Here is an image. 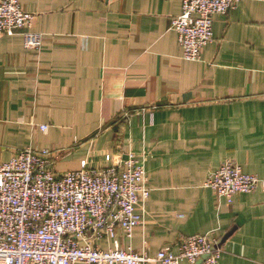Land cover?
Instances as JSON below:
<instances>
[{"label": "crops", "instance_id": "crops-1", "mask_svg": "<svg viewBox=\"0 0 264 264\" xmlns=\"http://www.w3.org/2000/svg\"><path fill=\"white\" fill-rule=\"evenodd\" d=\"M19 2L41 45L0 37V163L48 150L60 175L145 152L150 195L132 237L117 234L120 248L153 259L213 231L215 264H264V0L215 15L197 62L171 29L181 0ZM226 160L260 180L230 205L203 185Z\"/></svg>", "mask_w": 264, "mask_h": 264}, {"label": "built area", "instance_id": "built-area-1", "mask_svg": "<svg viewBox=\"0 0 264 264\" xmlns=\"http://www.w3.org/2000/svg\"><path fill=\"white\" fill-rule=\"evenodd\" d=\"M240 1L181 0L171 29L184 60L201 59L212 41L213 17L226 15ZM34 18L19 0H0V37L21 35L25 47L38 49L41 35L30 32ZM145 161V152L141 157L128 152L103 170H88L83 162L77 171L56 175L48 150L16 151L0 163V264H215L222 250L213 231L183 237L176 253L166 247L153 259L119 247L117 234L132 237L141 224L136 208L150 195ZM203 185L230 205L237 195L254 192L260 180L226 160ZM104 238L113 240L108 250L96 245Z\"/></svg>", "mask_w": 264, "mask_h": 264}]
</instances>
